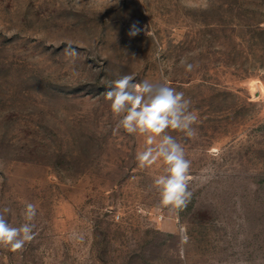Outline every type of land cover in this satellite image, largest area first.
<instances>
[{"label":"rangeland","instance_id":"374dc122","mask_svg":"<svg viewBox=\"0 0 264 264\" xmlns=\"http://www.w3.org/2000/svg\"><path fill=\"white\" fill-rule=\"evenodd\" d=\"M126 74L166 79L199 114L195 137L169 130L191 161L178 212L160 206L161 163L138 165L144 138L114 131L104 94ZM25 201L35 237L0 264H264V0H0L13 226Z\"/></svg>","mask_w":264,"mask_h":264},{"label":"clouds","instance_id":"9594fccd","mask_svg":"<svg viewBox=\"0 0 264 264\" xmlns=\"http://www.w3.org/2000/svg\"><path fill=\"white\" fill-rule=\"evenodd\" d=\"M138 32L139 29L133 25L129 35L135 36ZM65 52L69 56L77 55L71 46ZM180 66L186 72H192L195 67L183 59ZM104 95L117 121L114 131L122 129L130 135L144 138L145 146L137 151L135 157L139 167L161 163L162 174L154 179L160 206L169 211L182 210L191 196L187 191L191 161L169 130L181 132L190 138L196 136L194 125L199 114L192 109L191 99L186 98L184 92L171 87L166 79L137 81L134 75L127 74L110 81ZM11 213L9 207L0 208V248L17 252L35 237L37 205L24 202L20 211L22 222L18 226H13L7 219L6 214Z\"/></svg>","mask_w":264,"mask_h":264}]
</instances>
